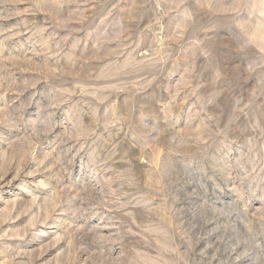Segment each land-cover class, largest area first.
I'll return each mask as SVG.
<instances>
[{
    "label": "clouds",
    "instance_id": "9594fccd",
    "mask_svg": "<svg viewBox=\"0 0 264 264\" xmlns=\"http://www.w3.org/2000/svg\"><path fill=\"white\" fill-rule=\"evenodd\" d=\"M20 8L0 0V190L22 209L0 264L57 244L73 264H264V0Z\"/></svg>",
    "mask_w": 264,
    "mask_h": 264
},
{
    "label": "rangeland",
    "instance_id": "374dc122",
    "mask_svg": "<svg viewBox=\"0 0 264 264\" xmlns=\"http://www.w3.org/2000/svg\"><path fill=\"white\" fill-rule=\"evenodd\" d=\"M26 3V0H21V8L20 11H23L24 4ZM19 19L17 17L16 19H13L8 22L9 25H14L16 23V20ZM17 191L15 186H6L4 189L0 190V221H3L6 217L9 219V222H12V218H15L19 215L21 212V206L19 203H17L14 207L10 205H6L2 201H7L11 199V196ZM44 215L43 208L39 209V218H42ZM26 222L25 217L20 216L19 219H15L14 223L17 227H23L24 223ZM50 226L44 227V231L48 232V236L40 237L38 240L29 241L27 242L28 246L34 247L37 246L38 243H42L50 238V236L54 233V225L53 222H49ZM7 227V225H5ZM63 245L57 244L55 246L49 247L46 251L41 253V261L43 264H73L71 257L65 258V256L62 255L63 253ZM78 264V262H77Z\"/></svg>",
    "mask_w": 264,
    "mask_h": 264
}]
</instances>
